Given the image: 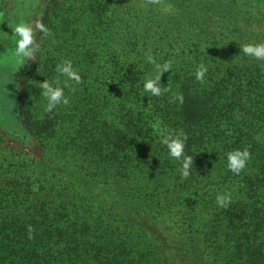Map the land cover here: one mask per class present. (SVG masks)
<instances>
[{"label": "trees", "instance_id": "16d2710c", "mask_svg": "<svg viewBox=\"0 0 264 264\" xmlns=\"http://www.w3.org/2000/svg\"><path fill=\"white\" fill-rule=\"evenodd\" d=\"M41 12L49 33L14 79L45 171L22 176L26 206L2 207L0 264H264V60L242 51L264 42V0H47ZM64 59L81 83L45 111L39 84L62 83ZM168 61V91L144 92ZM167 133L187 136V178ZM244 148L235 174L227 155Z\"/></svg>", "mask_w": 264, "mask_h": 264}, {"label": "rangeland", "instance_id": "374dc122", "mask_svg": "<svg viewBox=\"0 0 264 264\" xmlns=\"http://www.w3.org/2000/svg\"><path fill=\"white\" fill-rule=\"evenodd\" d=\"M46 2L0 0V213L5 204L11 206L9 210L13 206H16L15 209L26 206L27 199L22 197V193L26 195L25 186H22L19 194L20 181H25L27 177L37 179L36 175L45 171L40 164V155L29 147L19 112L18 86L14 76L27 59L17 64L12 55L15 43L9 35L15 22L21 18L27 19L30 13L34 15L37 11L41 12ZM160 9L164 13L175 11L169 4H162Z\"/></svg>", "mask_w": 264, "mask_h": 264}, {"label": "clouds", "instance_id": "9594fccd", "mask_svg": "<svg viewBox=\"0 0 264 264\" xmlns=\"http://www.w3.org/2000/svg\"><path fill=\"white\" fill-rule=\"evenodd\" d=\"M35 8V5L32 6ZM167 11V8L164 9ZM14 13H9L13 15ZM37 33H43L47 35L49 28L43 21V13L35 12L34 15L29 14L27 19H19L12 27V34L10 38L15 43V48L12 55H14L17 64L24 59H31L39 49V44L36 42ZM8 38V37H6ZM242 51L246 56L254 57L257 60H264V42H246L242 45ZM7 59V57H5ZM150 62L155 63L151 56L148 57ZM171 61L163 64H156L157 74L154 76H148L144 80L143 90L146 93H151L154 96H160L162 92L168 91L167 88L161 87L160 79L161 75L166 70H171ZM57 73L60 76L66 77L61 83L59 78L49 81L45 79L40 82L39 87L42 90L43 97L46 98L47 104L45 111H52L57 105L68 104L69 97L65 94V89L75 91V85L81 83L82 77L80 72L74 67V63L71 59H64L61 63L57 64ZM208 72L207 65L201 63L196 67L195 78L198 81L205 79ZM178 98L183 100L182 96ZM187 136L183 133L172 134L167 133L162 136L161 142L166 145L168 149V155L181 161L180 172L181 175L187 178L192 171V157L185 154V141ZM250 153L247 148L235 149L228 153V168L235 174H240L247 166V162L250 160ZM230 193H220L216 197V203L221 207H228L231 203Z\"/></svg>", "mask_w": 264, "mask_h": 264}]
</instances>
